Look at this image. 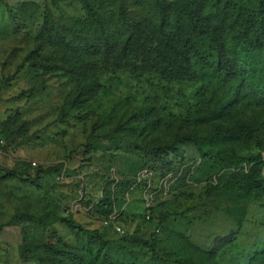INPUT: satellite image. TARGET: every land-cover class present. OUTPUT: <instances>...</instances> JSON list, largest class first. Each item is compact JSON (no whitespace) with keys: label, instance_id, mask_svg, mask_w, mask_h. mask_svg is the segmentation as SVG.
Here are the masks:
<instances>
[{"label":"rangeland","instance_id":"rangeland-1","mask_svg":"<svg viewBox=\"0 0 264 264\" xmlns=\"http://www.w3.org/2000/svg\"><path fill=\"white\" fill-rule=\"evenodd\" d=\"M240 6L187 0L195 46L181 0H0V264H264V40ZM239 123L261 127L209 137Z\"/></svg>","mask_w":264,"mask_h":264},{"label":"trees","instance_id":"trees-1","mask_svg":"<svg viewBox=\"0 0 264 264\" xmlns=\"http://www.w3.org/2000/svg\"><path fill=\"white\" fill-rule=\"evenodd\" d=\"M253 1H255L256 6H257L256 11L253 13L249 12L247 9L240 6L241 14L243 17L241 34L244 32L250 31L252 26H255V28L262 35L263 40H264V0H253ZM181 9L185 14L188 15L189 26H190V31H189L188 37L190 38L193 45L195 44V46H198V42H199V38H200L199 35H200V32L202 31L201 23L199 22V20L197 18L192 17L189 14L188 7H187V0H181ZM38 36H43V37L45 36L46 38H49V31H48V28L46 27V19H45V24L41 27ZM242 40H244V39H242ZM199 57H201V56L199 55ZM31 66L39 67L40 64H38L35 60H32ZM206 66L208 67V65H206ZM216 68H221L223 70L225 69L224 63L221 62V58L219 57V55H217ZM86 85L89 87H92L94 85V83L89 80L86 82ZM260 127H261V125L251 126V125H248L246 123H239L236 125L217 126V127L211 128L210 133H209V137H213L215 135H220V136H225V137L231 138L233 140H239V139L245 138L247 136H252V135L256 134L260 130ZM98 204L103 211H101V210L97 211L95 209L94 210L96 212H98L99 214L103 213L105 210L109 211L111 209L110 207H112V206H110V201H107V200H105L104 202L101 201ZM146 209L147 208H145L144 213L142 214V219H143L144 223H146L148 226H150L151 233L158 234L159 233V224H158L157 220L153 217V215L150 212H148ZM122 214H125L124 208H122V210H119L117 215H115V217H119ZM146 214H148V218H145ZM19 215L25 217L26 219L34 220L37 222L43 221L42 215L37 216V217L33 216V215L25 214V213H20ZM108 216L109 215H107L105 218H103V221L107 220ZM115 217H114V219H115ZM60 219L66 224V226L69 228V230L75 234L92 235L95 239L99 240L102 243L108 242V241H104L99 236L97 231L88 230V229L83 228L79 223H77L74 219H72L71 216L67 215V216L62 217ZM119 234H120V238L125 236L123 231H122V233H119ZM232 238L233 237L231 236V238L229 240H232ZM229 240H227L226 242H228Z\"/></svg>","mask_w":264,"mask_h":264},{"label":"built area","instance_id":"built-area-1","mask_svg":"<svg viewBox=\"0 0 264 264\" xmlns=\"http://www.w3.org/2000/svg\"><path fill=\"white\" fill-rule=\"evenodd\" d=\"M1 144H2V139L0 137V145ZM31 164H34V163H31ZM172 181H173V179L170 177V174H166L165 177L163 178V180L161 181L162 187H164V189H166ZM114 217H115V215L114 216L113 215L108 216L107 220L103 221V224L106 225L108 223H112L113 230L117 233H122V229L113 222ZM145 218H148V214L145 215Z\"/></svg>","mask_w":264,"mask_h":264}]
</instances>
